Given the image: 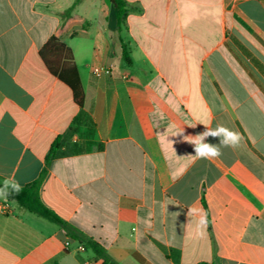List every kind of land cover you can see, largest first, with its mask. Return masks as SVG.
<instances>
[{
  "label": "crops",
  "instance_id": "0c3cea01",
  "mask_svg": "<svg viewBox=\"0 0 264 264\" xmlns=\"http://www.w3.org/2000/svg\"><path fill=\"white\" fill-rule=\"evenodd\" d=\"M125 1L119 33L110 0L70 15L76 0H0V184L44 174L42 204L118 264H264V0ZM54 36L83 107L40 56ZM217 124L239 146L195 158L184 137ZM0 209V264H105L16 201Z\"/></svg>",
  "mask_w": 264,
  "mask_h": 264
},
{
  "label": "trees",
  "instance_id": "16d2710c",
  "mask_svg": "<svg viewBox=\"0 0 264 264\" xmlns=\"http://www.w3.org/2000/svg\"><path fill=\"white\" fill-rule=\"evenodd\" d=\"M84 0H76V3L66 11L70 15L76 4ZM116 10L117 26L119 33L125 30L126 17L129 12L128 5L125 0H110ZM123 44V59L126 63H131L128 52L127 43L123 37H120ZM40 56L51 74L57 77L61 82L70 88L75 103L79 107L84 104V90L79 76L77 66L74 61L72 50L64 44L58 36L52 37L40 52ZM62 146V140L57 139L51 147L47 162L59 154ZM44 174L33 184L23 187L19 195H11L8 197L11 201H16L29 212L53 223L64 229L71 237L76 240H85L86 245L99 257L105 264H118L105 251V249L93 240H87L82 234L77 232L68 222L61 219L53 211L45 207L39 198V188Z\"/></svg>",
  "mask_w": 264,
  "mask_h": 264
},
{
  "label": "clouds",
  "instance_id": "9594fccd",
  "mask_svg": "<svg viewBox=\"0 0 264 264\" xmlns=\"http://www.w3.org/2000/svg\"><path fill=\"white\" fill-rule=\"evenodd\" d=\"M177 134L181 133H174L173 136ZM209 137L219 138V144L216 145L206 142ZM184 140L194 146L195 154L193 156L195 158L212 160L219 158L222 155V147H238L242 137L238 131L229 129L222 124H217L215 128L206 127V130L196 134L195 136H185ZM168 142L172 143L170 141ZM173 152H175L174 149ZM22 190L23 186L14 177L5 178L2 184H0V199L7 201L9 196L19 195ZM188 214L198 216V228L201 230L206 228L208 223L207 212H205L203 209L189 208Z\"/></svg>",
  "mask_w": 264,
  "mask_h": 264
},
{
  "label": "built area",
  "instance_id": "2783aa9c",
  "mask_svg": "<svg viewBox=\"0 0 264 264\" xmlns=\"http://www.w3.org/2000/svg\"><path fill=\"white\" fill-rule=\"evenodd\" d=\"M93 73L97 77H102L104 75H110L111 74V69L107 68V67H104V66H96L93 69ZM0 211H3V210L0 209Z\"/></svg>",
  "mask_w": 264,
  "mask_h": 264
}]
</instances>
